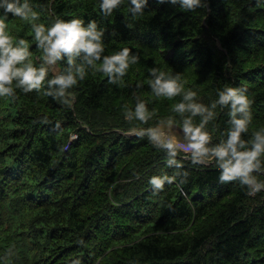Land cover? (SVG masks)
Segmentation results:
<instances>
[{
	"label": "trees",
	"instance_id": "1",
	"mask_svg": "<svg viewBox=\"0 0 264 264\" xmlns=\"http://www.w3.org/2000/svg\"><path fill=\"white\" fill-rule=\"evenodd\" d=\"M33 3L44 23L53 15L96 20L106 29L105 55L129 47L140 62L121 86L90 73L71 108L35 92L0 98V264H264V191L249 195L220 183L213 163L184 161L187 182L155 195L149 177L178 170L123 118L133 92L158 118L174 115L180 98L155 97L148 86L158 67L179 73L206 104L225 85L246 87V138L264 128V3L207 0L184 12L148 0L137 17L127 6L103 17L98 0ZM7 23L10 34L32 40L28 21L10 15ZM30 50L35 60L40 50L34 42ZM227 111L208 126L214 142L229 127Z\"/></svg>",
	"mask_w": 264,
	"mask_h": 264
},
{
	"label": "clouds",
	"instance_id": "2",
	"mask_svg": "<svg viewBox=\"0 0 264 264\" xmlns=\"http://www.w3.org/2000/svg\"><path fill=\"white\" fill-rule=\"evenodd\" d=\"M52 0H48L51 4ZM178 6L184 12L204 9L207 0H159ZM257 4L264 0H256ZM148 0H98L103 17L112 16L115 10L127 6L132 17L142 16ZM28 21L32 40L10 34L8 20ZM105 32L96 20L81 17L64 19L53 15L49 23L41 22V12L35 10L33 0H0V98L15 102L18 92L52 97L71 108L76 99L74 89L93 72L103 73L107 83L125 85L130 67L140 62V56L129 47L105 55ZM34 42L40 55L34 60L30 43ZM148 86L155 97L169 100L179 97L172 105V113L157 117V110L133 92L134 105L125 106L123 118L133 127L130 134L147 138L149 143L165 155L169 168L175 175H152L148 183L158 195L165 184L183 185L189 175L183 162L193 165L213 163L219 170V182H236L249 195L264 191V128L253 131L252 101L244 86L225 85L217 90V98L204 103L193 88L186 87L179 73H169L158 67L149 69ZM137 88L142 82H137ZM228 109L229 127L214 142L209 124L219 112ZM146 127H136L134 122ZM150 121H155L149 124ZM41 123H50L47 116ZM59 124L57 123V127ZM12 254L11 248L7 251ZM2 259V258H0ZM79 264V260L73 261Z\"/></svg>",
	"mask_w": 264,
	"mask_h": 264
}]
</instances>
